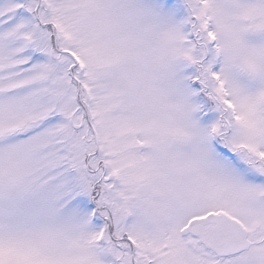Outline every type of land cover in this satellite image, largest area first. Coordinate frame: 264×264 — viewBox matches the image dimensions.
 <instances>
[{
  "label": "snow or ice",
  "instance_id": "1",
  "mask_svg": "<svg viewBox=\"0 0 264 264\" xmlns=\"http://www.w3.org/2000/svg\"><path fill=\"white\" fill-rule=\"evenodd\" d=\"M0 264H264V0H0Z\"/></svg>",
  "mask_w": 264,
  "mask_h": 264
}]
</instances>
